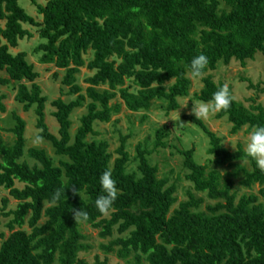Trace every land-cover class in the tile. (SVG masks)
<instances>
[{
    "label": "trees",
    "instance_id": "trees-1",
    "mask_svg": "<svg viewBox=\"0 0 264 264\" xmlns=\"http://www.w3.org/2000/svg\"><path fill=\"white\" fill-rule=\"evenodd\" d=\"M19 1L0 0V70L7 74L0 76V86H13L14 99L24 111L34 108L38 138L50 142L63 159L55 165L45 149L30 147L25 152L26 122L12 111L11 124L1 130L12 133L13 142L0 131V187L17 205L3 211L12 219L0 246V264H91L80 256L91 248L82 223L99 229L102 238L116 231L119 236L101 247L128 264H264V172L246 158L242 144L231 151L201 119L186 115L209 136L208 153L215 167L197 162L194 148L181 150L192 189L174 207L177 185L158 177L159 167L147 157L153 150L138 144L131 160L123 136L113 159L107 140H88L98 135L95 123L109 122L122 105L131 112L148 111L156 102L164 103L167 112L179 109L180 98L189 96L192 87L187 66L199 54L208 62L195 97L209 101L225 85L209 71L232 59L245 64L264 54V0H32L41 22ZM25 24L39 27L43 41L34 48L39 63L65 70L62 84L68 94L77 95L51 102L58 134L46 122L49 98L37 83L35 64L26 51H12L33 35ZM82 67L92 71L85 79V93L77 81ZM228 89L233 100L217 117H227L231 133L264 125V105L246 106ZM117 98L122 101L113 103ZM5 99L7 94H0L1 113L7 111ZM83 106L87 112L73 135L71 115ZM164 131H157L154 149L164 146ZM25 154L34 164L23 159ZM243 160H249L251 170L238 163ZM132 161L137 162L135 171L128 170ZM224 166H236L235 175L243 173L244 187L258 184V194L237 198L233 179L219 170ZM105 170L117 195L102 214L94 201L103 194L99 176ZM194 192L214 203L200 209L205 199ZM2 204L6 210L9 198ZM79 210L86 216H74ZM92 264L108 263L97 258Z\"/></svg>",
    "mask_w": 264,
    "mask_h": 264
},
{
    "label": "rangeland",
    "instance_id": "rangeland-1",
    "mask_svg": "<svg viewBox=\"0 0 264 264\" xmlns=\"http://www.w3.org/2000/svg\"><path fill=\"white\" fill-rule=\"evenodd\" d=\"M20 4L36 18L38 22L42 21V16L37 11V5L32 0H20ZM40 3H45V0H38ZM25 27L32 32V37L23 38L19 41V45L16 48H12L13 52L26 51L28 53V59L35 64V69L39 72L40 76L37 79V83L41 86L44 95L48 96L49 100L46 104V122L49 125L50 131L54 134H58V122L52 115L55 108L51 105V102L59 97L65 101L75 99L77 95L68 94V87L62 84V79L65 75V70L58 69L53 64L39 63L40 53L34 52V48L43 41L39 34V27L34 25L25 24ZM89 58V55H86ZM213 75L216 82H223L227 86L232 88L233 96L236 100L243 102L246 106H250L253 103L264 105V54L258 53L252 60H247L245 64L239 60L232 59L229 64H219L218 68L209 71ZM57 74V75H56ZM92 74V71L86 67H82L77 74L78 83L84 88L88 84L85 79ZM0 76H7L6 72L0 70ZM129 82H126V85ZM253 85V86H251ZM203 86L201 78H192V87L190 89V95L184 98H180V107L177 110L167 112L166 105L161 102H156L152 105L148 111L131 112L124 105L119 113L114 114L109 122H96L95 130L98 131V135H93L88 140H107L110 144L109 150L113 153V159L118 157L116 149L121 144V138L126 137V150L130 154V159L134 160L137 155L136 147L138 144L143 145L144 148L151 149L153 152L148 154L149 162L159 167L158 177L168 178L170 183H176L178 198L174 207L178 206L181 201L188 198V190L192 189V183L185 178L187 171L183 167L185 160L184 155L180 153L181 150H188L194 148V158L201 164H207L212 169L215 167L213 164V156L208 153L210 147V138L203 131V129L191 122L186 118V115H193L191 113L192 101H200L196 99L195 94L198 93ZM7 94V99L4 100L7 111L0 112V131L9 143L13 142L12 133L1 130L9 126L8 121L11 120L12 111L18 112V114L25 120V152L30 147H38L45 149L47 154L53 159L55 165H58L63 157L55 153V148L48 141L38 138L40 129L37 127V115L34 108L30 111H24L22 105L18 104L15 97V89L12 85L0 86V94ZM189 100V101H187ZM122 101L117 98L113 101ZM187 101L186 106H182ZM203 102V101H202ZM182 106V107H181ZM87 112L86 106L77 108L71 115L72 127L71 133L74 135L77 128L80 125L81 116ZM218 111H211L208 114L207 119H201L204 124L218 136L222 138V143L225 147L234 151L238 148L239 144L244 143L245 134L248 127H243L238 133L232 134V124L228 121L227 117L218 118ZM164 119H169L161 124ZM162 135V141L164 146H160L154 149V143L157 138V131L164 129ZM225 141L232 143V146ZM23 159L27 160L30 164H34L35 160L29 158L26 154ZM240 165L251 170L249 160H243L238 162ZM137 168V162L132 161L129 166V171H135ZM236 166H224L219 170L222 174L230 175L234 181L233 190L237 193V198L243 194L256 193L260 189L258 184L253 185L251 188L241 185L243 179V173L238 172L235 175ZM16 186L22 188L23 183L16 182ZM198 197H203V202L200 209H205V206L210 203H214L213 200L206 198L205 194L194 192ZM4 197L9 198L8 208L3 210L2 199ZM264 202V199H261ZM17 205V201L10 197L7 190L0 187V246L4 237L8 236L10 231L7 227V223L12 219V216H4L3 211L14 209ZM110 214H107L109 217ZM43 222V219L40 223ZM28 231L30 228L25 226ZM81 229L87 236L85 242L91 245V248L87 251H82L80 256L88 263H94L97 258L100 261L106 260L108 264H128L125 260L119 258L114 252L106 253L101 245L109 243L110 240L115 239L119 234L115 231L112 237L102 238L99 235V229L93 228L91 225L82 223ZM3 234L4 236H2Z\"/></svg>",
    "mask_w": 264,
    "mask_h": 264
},
{
    "label": "clouds",
    "instance_id": "clouds-1",
    "mask_svg": "<svg viewBox=\"0 0 264 264\" xmlns=\"http://www.w3.org/2000/svg\"><path fill=\"white\" fill-rule=\"evenodd\" d=\"M207 62V58L204 54H199L192 57L187 66L189 76L193 79L199 78L202 75L203 70L207 65ZM232 100L233 97L229 92L228 86L226 84L221 85L212 94L211 99L209 101L202 102L191 100V113L194 115L195 119H207L209 112L226 110ZM187 101H185L182 106H186ZM167 120L169 119L162 120L161 124ZM225 142H228L232 146L231 142ZM243 151L246 158L252 160L255 163V166L261 172H264V125H255L247 130L243 143ZM99 184L103 194L99 195L95 199L94 204L100 213L106 214L112 207V204L117 195L115 183L111 178V173L109 170H105L99 176ZM77 194L80 198H82V192H79L77 190ZM76 215L85 217L86 213L79 210L74 213V216Z\"/></svg>",
    "mask_w": 264,
    "mask_h": 264
}]
</instances>
